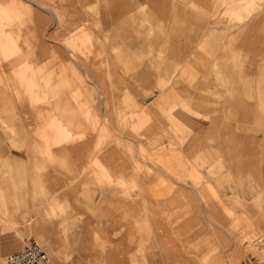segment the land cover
<instances>
[{
    "label": "rangeland",
    "instance_id": "obj_1",
    "mask_svg": "<svg viewBox=\"0 0 264 264\" xmlns=\"http://www.w3.org/2000/svg\"><path fill=\"white\" fill-rule=\"evenodd\" d=\"M115 1L0 0V263L264 253V0Z\"/></svg>",
    "mask_w": 264,
    "mask_h": 264
},
{
    "label": "built area",
    "instance_id": "obj_2",
    "mask_svg": "<svg viewBox=\"0 0 264 264\" xmlns=\"http://www.w3.org/2000/svg\"><path fill=\"white\" fill-rule=\"evenodd\" d=\"M22 248L6 255L0 264H50L47 253L37 238L27 237ZM239 264H264V253L248 254Z\"/></svg>",
    "mask_w": 264,
    "mask_h": 264
},
{
    "label": "crops",
    "instance_id": "obj_3",
    "mask_svg": "<svg viewBox=\"0 0 264 264\" xmlns=\"http://www.w3.org/2000/svg\"><path fill=\"white\" fill-rule=\"evenodd\" d=\"M171 1H173V0H171ZM185 1H188V0H185ZM125 3H127L125 0H118V1H115V2H111L110 4L111 5H109V6H111V8L113 9V14L114 15H116V16H119V17H122L123 16V14L124 13H126L127 11H128V8H124V4ZM147 3V2H146ZM119 7H123L122 9H121V14L120 15H117V14H115V12L116 11H118L119 12ZM114 10H116L115 12H114ZM132 11V10H131ZM137 10H135V12H136ZM140 17V16H139ZM180 17H182L181 19H180V22H181V20H187V22H188V24H189V22L191 21V19H193L194 18V15H189V16H185V15H181ZM160 19V18H159ZM163 19V18H162ZM162 19H160V20H162ZM165 20L166 21H168V20H170V18L168 17V18H164L163 20H162V22H163V24H165ZM242 20V19H241ZM189 26H191V23L189 24ZM119 27H121V26H119ZM128 34V33H127ZM129 35V34H128ZM131 35V34H130ZM222 71L223 70H220L218 67L217 68H215V73H216V77H217V79H220V81H222L223 82V80H227V78H229V79H232L231 78V76H227V75H225L224 73H222ZM247 148H252L250 145H248L247 146ZM239 167L241 166V164H239L238 165ZM245 171H238L235 175H238L237 176V178L239 179V182L241 183V181H243V179L245 178H243V174L242 173H244ZM258 172H253V175L254 176H257L258 174H257ZM229 175V174H228ZM0 206H1V208H0V213H2V218H4V209H3V206H2V204L0 203ZM140 227V226H139ZM141 228V227H140Z\"/></svg>",
    "mask_w": 264,
    "mask_h": 264
}]
</instances>
